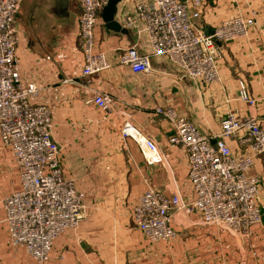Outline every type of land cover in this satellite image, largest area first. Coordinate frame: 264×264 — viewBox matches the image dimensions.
Returning <instances> with one entry per match:
<instances>
[{"label":"crops","instance_id":"1","mask_svg":"<svg viewBox=\"0 0 264 264\" xmlns=\"http://www.w3.org/2000/svg\"><path fill=\"white\" fill-rule=\"evenodd\" d=\"M49 1H20L14 19L18 32L15 68L22 81L34 82L42 97L52 104L51 133L59 148L58 161L62 172L75 179L76 188L84 195L85 208L77 228L54 239L44 264H215L218 258L222 264L229 252L243 258L238 235L218 233L194 213H174L171 246L154 243L151 247L134 226L130 212L137 196L148 187L165 195L175 193L182 201L192 198L186 181L185 153L169 142L173 126L156 108L171 109L175 115L189 118L210 136L219 130V120L228 110L239 117L253 116L264 121V0H209L204 6L200 18L207 33L220 19L232 14L242 13L254 19L246 37L220 45L219 81L210 85L180 77L164 57L150 56L151 67L146 73L132 72L119 64L117 54L128 45L136 43L139 53L148 52L145 37L137 41L129 30L110 31L100 17L93 27V52H101L108 67L84 79L80 74L81 51L69 41L61 50L45 46L43 41L49 35L45 29H36L34 20L48 13L44 5ZM74 2L78 33L80 8L77 0ZM123 3L128 4L120 0L115 13L120 12ZM67 36L72 35L65 34L66 39ZM239 80L254 99L253 105L237 98ZM94 92L111 97L107 110L91 103ZM125 120L152 139L158 159L146 160L134 141L121 138L119 130ZM226 144L233 155L240 152L234 139H227ZM1 154L0 150V160ZM248 174L259 178L256 204L262 227L264 153L252 158ZM16 178L11 188L0 174V201L18 187ZM110 219L119 223L120 233L109 232ZM182 227L194 229L180 231ZM0 264H36L22 246L10 244L2 225Z\"/></svg>","mask_w":264,"mask_h":264},{"label":"built area","instance_id":"2","mask_svg":"<svg viewBox=\"0 0 264 264\" xmlns=\"http://www.w3.org/2000/svg\"><path fill=\"white\" fill-rule=\"evenodd\" d=\"M20 1L0 0V144L10 151L18 178V187L0 201V225L11 245L22 246L36 264H44L54 239L77 226L85 204L83 193L60 167L49 106L35 101L37 85L22 81L15 68L18 32L14 19ZM208 1L127 0L113 18L137 41L145 37L148 52L139 53L136 43L128 45L118 52V63L132 72L146 73L151 67L150 56L164 57L180 77L205 85L218 82L220 45L246 37L254 19L232 14L207 33L197 22ZM77 3L80 74L87 79L108 67L104 55L93 52V27L106 0ZM237 98L254 104L240 80ZM90 101L100 110H107L112 103L103 92L92 93ZM155 110L173 126L169 142L185 153L186 181L192 198L182 201L175 193L165 195L148 187L131 208L134 226L149 242H167L174 237V213L197 214L204 225L230 232H246L258 224L259 178L248 174V169L252 158L264 153V121L239 117L228 110L219 120V130L210 136L171 109ZM119 134L134 141L146 160L159 158L152 139L128 120L123 121ZM227 139H234L241 147L238 154L231 153Z\"/></svg>","mask_w":264,"mask_h":264},{"label":"rangeland","instance_id":"3","mask_svg":"<svg viewBox=\"0 0 264 264\" xmlns=\"http://www.w3.org/2000/svg\"><path fill=\"white\" fill-rule=\"evenodd\" d=\"M74 3H75L74 0H70L64 9L56 10L55 6H54L55 5L54 0H50L48 2V4L46 3V5H44V7H46V9L48 10V13L45 12L44 15H41V17H38L36 20L31 19L32 21L34 20L36 22L35 26H36L37 30L40 31V29H45V31H46L45 34L49 35V37H47L43 41L45 46L54 45V46H58L59 48H57V49L61 50L63 48V46H66V44H67L66 41H69V42H71V44L74 47H77V49L80 50L78 38H77V31H76V20L74 18V15L76 16L78 11L76 8V4L74 5ZM197 23L200 24V26L203 29V24H202L201 18L198 19ZM32 25H34V24H31V27H32ZM65 34H70V36L72 35L73 37L71 36L72 37L71 38V37L67 36V39H66ZM67 48H68V46H67ZM41 92H42L41 89H38V94L35 98V101L45 103L49 106L50 118H51V123H52V121H53L52 117L54 114V112H52V104L48 103V100L46 101V98L42 97ZM130 123H132V122H130ZM132 124L134 126L138 127L134 123H132ZM0 150L4 153V154H1L2 160H0V174L5 177V180L8 181L9 185H11V188H12V186L14 185V182H15V178H16L15 177L16 171H15L14 163L12 161L13 159H11V156L9 155L7 149L5 147H3L1 144H0ZM70 178L73 179V181L75 182L74 178H72V177H70ZM10 182H11V184H10ZM5 191H7V190H5ZM11 191H13V190L11 189L9 192L4 194V196H6ZM257 206H258V204H257ZM183 216H185V215H183ZM259 216H260V211H259ZM259 223L251 226L250 229L246 232H243V231L230 232V231H227L225 229H220V228L214 227L218 233H227V234H232V235H238L240 238L238 243L241 245V248L244 251V257L243 258H240L239 256L236 257L234 254H231V252H229L228 255L224 254L226 258L223 256L224 258H222V264H228V263L229 264H240L241 261H243L242 264H264V226L261 227V224L259 225ZM110 224L111 225H109V227H108L110 233L118 234L121 232L120 231L121 227H118V225H119L118 222H115L114 220L110 219ZM77 226H78V224H77ZM77 226L75 228H72V229L66 230V231H74L77 228ZM130 227L132 228V226H130ZM187 228H189V229H187ZM185 229H187L189 231V230H192L194 228L182 227V229L180 231H184ZM176 233H178V232H176ZM173 238L167 242H149L147 240V243L151 247L155 246L154 243L163 244L164 247L166 248V247L171 246ZM149 250H151V249H149ZM153 259L155 261L161 260L159 258H153ZM218 259H219L218 262L215 264H220V258H218ZM149 263H151V262H149Z\"/></svg>","mask_w":264,"mask_h":264},{"label":"water","instance_id":"4","mask_svg":"<svg viewBox=\"0 0 264 264\" xmlns=\"http://www.w3.org/2000/svg\"><path fill=\"white\" fill-rule=\"evenodd\" d=\"M70 0H54V6L56 10L64 9ZM120 0H106L105 5L102 7L100 12V19L106 29L113 32L125 33L126 29L120 27V25L114 20V13L116 9V4Z\"/></svg>","mask_w":264,"mask_h":264}]
</instances>
